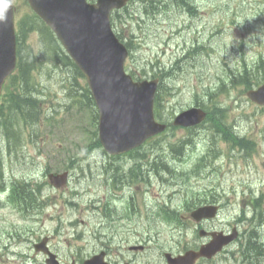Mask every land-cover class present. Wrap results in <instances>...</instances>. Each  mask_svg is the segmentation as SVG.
Masks as SVG:
<instances>
[{"label":"rangeland","instance_id":"374dc122","mask_svg":"<svg viewBox=\"0 0 264 264\" xmlns=\"http://www.w3.org/2000/svg\"><path fill=\"white\" fill-rule=\"evenodd\" d=\"M219 2L222 3V7L224 5L229 7L228 12L231 13L235 10L240 13L245 8L248 18L256 16L259 6L257 3L264 4L261 0H220ZM18 5L21 11L27 8L24 0ZM156 8L157 5L147 10L146 15L151 16ZM204 12L205 17L209 18V12ZM228 12L226 16L218 15L212 22L215 23L216 27H221L223 32L226 31L224 33L226 38L237 39V42H239L243 38L244 30L232 25L231 19L227 17ZM166 39L167 37L159 32L157 38L143 42L142 49L146 51L145 55L161 50L166 43L164 41ZM229 39L222 41V57L228 54L226 45L229 43ZM180 41L181 37L174 36L169 44L177 49ZM29 43L36 48L39 44L38 36L36 34L31 35ZM231 69L234 70V68ZM68 73L69 71L65 67L54 69L47 64H43L42 68L36 71V78L41 84V91L46 95L43 128L42 133L39 135L40 147L34 143H26L19 153L7 151V154L0 149V164L5 170L9 166V173H14L16 177L23 176L29 181L37 183L45 181L46 184L48 182L46 177L48 171L70 169L69 185L63 189H54L49 185V187L43 189L42 195L29 194L24 186H20L19 190L23 192V197L16 201L9 197V200L0 206V230L2 233L8 235L14 228L22 231L21 236L13 242L15 250L5 255L0 252V260L15 261V263L12 262L13 264H45L44 255L36 253L33 246L36 239L45 235L56 234L51 236V245L55 247L63 264H68L73 259L81 263L92 251L93 246L101 245L102 238L95 231L97 228L102 227L99 221H104L107 212L99 208L92 215L89 207L93 198L97 197L104 202V197L111 192L112 187L104 182V175L101 171L100 165L104 163V154L100 148L89 146L92 133L96 128L90 116L91 110L75 115L79 108L68 107L72 99L68 97V92L63 87V79L66 78ZM254 73L258 74L256 71ZM68 75H72V73L70 72ZM217 75L212 73V78L215 79ZM79 81L84 84L81 78ZM197 85L196 78L182 75L177 81V85H175L177 88L181 87L182 90L175 92V96L168 99L169 103L178 104L177 108L179 109V103L190 101L192 89ZM236 94V91L231 92L230 100L232 102H234ZM247 113H253L255 116H249ZM229 115L231 119L248 117L251 120L250 125L237 133L244 137L245 141H254L256 147L253 152L246 153L242 149L235 150L232 143L222 141L216 150L217 153L221 152L220 158L210 163L207 170L202 173L206 181L213 185V188L224 193L220 202H224L225 205L216 222V227L220 229H230L233 224L237 223V217L242 214L245 208L248 197H244L242 193H236L238 189H253L257 193H264V116L258 112V108L254 105L249 106L247 110H236L235 105H233ZM0 119L1 130L9 137L11 147L18 140H27L26 131L23 134L14 135H11L9 131L13 125L16 127L22 126V122L19 123L15 117L12 118V122H8L4 118V114H1ZM184 131L179 128L174 132L175 137L172 136L171 139L184 135ZM207 135H210L209 132ZM0 139L4 140L1 133ZM86 149H89L87 157L75 161V158L84 156L87 152ZM206 150L207 143L203 142L199 152L204 154ZM193 157L194 155H191L189 159ZM119 161H122V159ZM1 167L0 182L7 181ZM12 167L13 169L16 167V169L12 171ZM149 188L151 190H147ZM160 188V182L154 181L153 185L149 186L146 181H141L130 186L127 194L137 192L139 194L137 203L140 206L151 205L153 202L150 198L156 199ZM76 190L79 191L78 194H74ZM170 191L171 189L168 190V192ZM69 196L73 203L70 202L69 204L67 202ZM44 200L46 204H44ZM100 206H103L102 203H100ZM50 216L52 219L49 220ZM62 220L66 222L76 220V223L73 225L65 224L62 228L57 227V224H61ZM135 228L141 229L142 227L133 221L130 224H123L118 230L121 231L122 236H131V239H133L130 234ZM240 228L241 230L246 229L242 224H240ZM153 229L159 236V244L152 243L150 246L154 248L152 251L156 252L159 251V246L175 248L174 242L183 234H186L183 240L189 243L196 238L193 224H188L179 231L172 222L161 218L153 225ZM56 231L60 232V235H57ZM78 232H80V238H76ZM111 235L109 233L110 246L115 249L117 242L116 240L112 241ZM2 238L5 237L2 236ZM159 256V254L156 255V257ZM112 258H119V255L113 252ZM220 260L223 264H236L230 252L222 254Z\"/></svg>","mask_w":264,"mask_h":264},{"label":"water","instance_id":"95a60500","mask_svg":"<svg viewBox=\"0 0 264 264\" xmlns=\"http://www.w3.org/2000/svg\"><path fill=\"white\" fill-rule=\"evenodd\" d=\"M34 4L55 30L65 34V46L88 75L101 110L100 131L104 144L112 152L122 151L156 131L157 126L150 117L151 107L144 103L146 96H149V84H133L120 72L117 62L120 57L117 54L110 57L112 51H107L109 57L103 58V53H99L96 46L87 40V36H93L92 33H104L95 27L105 25L106 12L101 10L94 18L92 14L88 15L80 28L66 13V0H35ZM13 53L14 38L10 16L7 15L4 21H0V81Z\"/></svg>","mask_w":264,"mask_h":264},{"label":"trees","instance_id":"16d2710c","mask_svg":"<svg viewBox=\"0 0 264 264\" xmlns=\"http://www.w3.org/2000/svg\"><path fill=\"white\" fill-rule=\"evenodd\" d=\"M26 103L29 105L30 108H33L34 105H33V102L30 101V100H27Z\"/></svg>","mask_w":264,"mask_h":264},{"label":"bare ground","instance_id":"6f19581e","mask_svg":"<svg viewBox=\"0 0 264 264\" xmlns=\"http://www.w3.org/2000/svg\"><path fill=\"white\" fill-rule=\"evenodd\" d=\"M145 13H147V11Z\"/></svg>","mask_w":264,"mask_h":264}]
</instances>
